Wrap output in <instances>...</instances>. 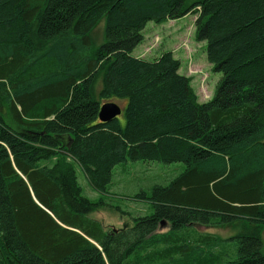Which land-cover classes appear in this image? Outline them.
Here are the masks:
<instances>
[{"label": "trees", "instance_id": "1", "mask_svg": "<svg viewBox=\"0 0 264 264\" xmlns=\"http://www.w3.org/2000/svg\"><path fill=\"white\" fill-rule=\"evenodd\" d=\"M188 13L221 74L205 102L171 51L133 54L148 22ZM114 99L123 123L101 122ZM128 160L185 167L134 196L152 214L105 229L89 214ZM194 225L234 233L183 239ZM263 234L264 0H0V264H264Z\"/></svg>", "mask_w": 264, "mask_h": 264}, {"label": "rangeland", "instance_id": "2", "mask_svg": "<svg viewBox=\"0 0 264 264\" xmlns=\"http://www.w3.org/2000/svg\"><path fill=\"white\" fill-rule=\"evenodd\" d=\"M195 0H187L192 3ZM195 14L175 19L166 20L161 23L148 22L142 33L143 40L136 47L144 48L140 56L159 55L163 51H171L180 62L179 73L189 78L190 87L193 89L200 102L209 100L215 91L221 74L212 68L207 61L205 54V42L197 41L194 38ZM105 19L100 20L91 34L94 47H99L104 42ZM135 47V48H136ZM134 48V49H135ZM135 55V53H133ZM150 58L147 56L145 59ZM156 58V57H155ZM154 59V58H152ZM151 60V59H148ZM114 102L122 107L118 115L119 120L124 121V99H114ZM180 162L164 163L156 160H128L124 164H118L112 172V181L109 185L106 202L112 207H100L89 214L91 218L99 220L105 229L119 228L124 224L131 225L132 218L152 214L154 209L147 200L136 199L134 196L141 191L150 192L155 184L166 185L184 169ZM78 183L82 189V195L92 201H97L99 194L95 192L79 168L74 164ZM166 228L158 229L157 232H164ZM183 239L193 240L199 234L208 233L225 239L234 233V228L226 227H204L194 225L188 226L180 231ZM226 245L222 241L218 243L212 253H217L220 248ZM264 252V234L263 248ZM226 259L225 255H221ZM177 264H183L178 262Z\"/></svg>", "mask_w": 264, "mask_h": 264}, {"label": "water", "instance_id": "3", "mask_svg": "<svg viewBox=\"0 0 264 264\" xmlns=\"http://www.w3.org/2000/svg\"><path fill=\"white\" fill-rule=\"evenodd\" d=\"M122 111V107L114 101H108L103 103L99 107L98 119L101 122H107L116 118Z\"/></svg>", "mask_w": 264, "mask_h": 264}, {"label": "crops", "instance_id": "4", "mask_svg": "<svg viewBox=\"0 0 264 264\" xmlns=\"http://www.w3.org/2000/svg\"><path fill=\"white\" fill-rule=\"evenodd\" d=\"M146 47H142V48H138L136 47L134 50H133V53H135V56H140V54L142 53L143 49H145ZM147 56H149L150 58H147V59H152V58H155L157 57L158 55H146L145 57L143 58H146Z\"/></svg>", "mask_w": 264, "mask_h": 264}]
</instances>
